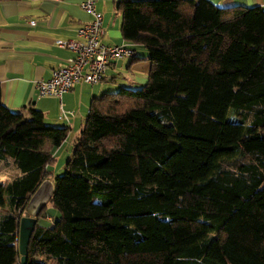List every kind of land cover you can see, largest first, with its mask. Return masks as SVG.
<instances>
[{
  "label": "trees",
  "instance_id": "trees-1",
  "mask_svg": "<svg viewBox=\"0 0 264 264\" xmlns=\"http://www.w3.org/2000/svg\"><path fill=\"white\" fill-rule=\"evenodd\" d=\"M116 7L148 79L92 99L64 173L44 112L0 92V264H21L19 212L45 179L58 216L27 264H264V8Z\"/></svg>",
  "mask_w": 264,
  "mask_h": 264
},
{
  "label": "crops",
  "instance_id": "crops-1",
  "mask_svg": "<svg viewBox=\"0 0 264 264\" xmlns=\"http://www.w3.org/2000/svg\"><path fill=\"white\" fill-rule=\"evenodd\" d=\"M82 1L0 0L1 99L13 110L35 106L44 112L46 122L54 128V138L45 149L54 157L53 166L61 163L60 167L64 168L81 137L92 99L116 92L121 87L142 86L147 82L151 68L147 52L141 49L140 60L114 61L97 84L77 83L62 99L39 97L36 82L51 78L54 69L64 66L75 55L71 49L59 46L57 41L76 39L78 28L92 19L81 8ZM96 1L104 17L106 34L103 42L108 45L125 43L121 35L122 15L116 7L118 0ZM210 1L222 7L264 8V0ZM66 153L69 155L65 156Z\"/></svg>",
  "mask_w": 264,
  "mask_h": 264
},
{
  "label": "built area",
  "instance_id": "built-area-1",
  "mask_svg": "<svg viewBox=\"0 0 264 264\" xmlns=\"http://www.w3.org/2000/svg\"><path fill=\"white\" fill-rule=\"evenodd\" d=\"M80 6L92 19L78 28L76 39L57 41L59 46L71 49L75 55L64 66L54 69L51 78L36 82L39 97L62 99L77 83H99L114 61L138 56L132 42L117 45L103 42L106 29L96 0H83Z\"/></svg>",
  "mask_w": 264,
  "mask_h": 264
},
{
  "label": "water",
  "instance_id": "water-1",
  "mask_svg": "<svg viewBox=\"0 0 264 264\" xmlns=\"http://www.w3.org/2000/svg\"><path fill=\"white\" fill-rule=\"evenodd\" d=\"M54 195V182L45 179L31 197L29 204L22 213L19 212V238L18 249L21 255V264L29 260V244L38 219Z\"/></svg>",
  "mask_w": 264,
  "mask_h": 264
},
{
  "label": "rangeland",
  "instance_id": "rangeland-1",
  "mask_svg": "<svg viewBox=\"0 0 264 264\" xmlns=\"http://www.w3.org/2000/svg\"><path fill=\"white\" fill-rule=\"evenodd\" d=\"M122 35V34H121ZM122 44V43H121ZM72 154V153H70ZM69 154L66 153L65 156H68ZM241 156L240 155H237V156H234L232 158H229L225 161V163L223 164L224 166H232V164L234 163L235 160L237 159H240ZM64 160H65V157H64ZM66 161H64L65 163ZM60 164H57L55 166H53L52 168H50V170H53L54 171V175H58V174H62L64 173L65 171V168L64 167H60ZM64 168V169H63ZM49 204V203H48ZM2 210H0L1 212ZM43 212V211H42ZM45 213L47 216H44L42 217L40 220H39V224L41 226H49V224H51L58 216V211L57 209L54 208V206L52 204H49L48 207L45 209Z\"/></svg>",
  "mask_w": 264,
  "mask_h": 264
}]
</instances>
